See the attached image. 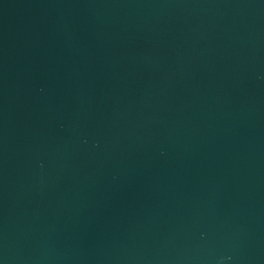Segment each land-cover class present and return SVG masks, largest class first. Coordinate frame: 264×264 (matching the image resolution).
Segmentation results:
<instances>
[{
	"label": "water",
	"instance_id": "1",
	"mask_svg": "<svg viewBox=\"0 0 264 264\" xmlns=\"http://www.w3.org/2000/svg\"><path fill=\"white\" fill-rule=\"evenodd\" d=\"M0 264H264V0H0Z\"/></svg>",
	"mask_w": 264,
	"mask_h": 264
}]
</instances>
